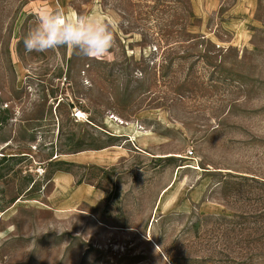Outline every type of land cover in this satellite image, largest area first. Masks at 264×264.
Listing matches in <instances>:
<instances>
[{
    "label": "rangeland",
    "instance_id": "obj_1",
    "mask_svg": "<svg viewBox=\"0 0 264 264\" xmlns=\"http://www.w3.org/2000/svg\"><path fill=\"white\" fill-rule=\"evenodd\" d=\"M0 264H264V0H0Z\"/></svg>",
    "mask_w": 264,
    "mask_h": 264
},
{
    "label": "clouds",
    "instance_id": "obj_2",
    "mask_svg": "<svg viewBox=\"0 0 264 264\" xmlns=\"http://www.w3.org/2000/svg\"><path fill=\"white\" fill-rule=\"evenodd\" d=\"M23 44L29 53L64 47L98 59L114 47L115 36L112 24L99 16H69L62 8L52 7L38 15Z\"/></svg>",
    "mask_w": 264,
    "mask_h": 264
},
{
    "label": "bare ground",
    "instance_id": "obj_3",
    "mask_svg": "<svg viewBox=\"0 0 264 264\" xmlns=\"http://www.w3.org/2000/svg\"><path fill=\"white\" fill-rule=\"evenodd\" d=\"M115 122H117L118 123V120L116 119V121ZM123 122V121H122ZM124 124H125V122H124ZM115 130H117V129H115ZM167 192V190H165L164 192H163V194L164 193H166Z\"/></svg>",
    "mask_w": 264,
    "mask_h": 264
},
{
    "label": "built area",
    "instance_id": "obj_4",
    "mask_svg": "<svg viewBox=\"0 0 264 264\" xmlns=\"http://www.w3.org/2000/svg\"><path fill=\"white\" fill-rule=\"evenodd\" d=\"M77 117V116H76ZM191 155V153H189Z\"/></svg>",
    "mask_w": 264,
    "mask_h": 264
}]
</instances>
